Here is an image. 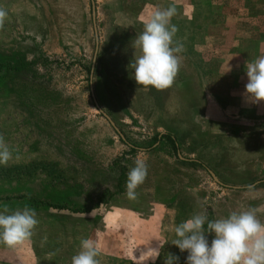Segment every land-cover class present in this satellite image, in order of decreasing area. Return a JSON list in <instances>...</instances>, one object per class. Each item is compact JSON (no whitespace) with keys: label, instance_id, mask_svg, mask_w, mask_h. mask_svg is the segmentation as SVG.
<instances>
[{"label":"rangeland","instance_id":"rangeland-1","mask_svg":"<svg viewBox=\"0 0 264 264\" xmlns=\"http://www.w3.org/2000/svg\"><path fill=\"white\" fill-rule=\"evenodd\" d=\"M171 5L180 70L172 87L146 89L128 67L135 39ZM0 9V59L23 63L0 73V135L13 153L0 165L11 173L0 174V209L28 206L39 221L23 244L0 243V264H71L86 238L101 264H151L141 255L167 245L164 264L169 253L186 259L171 242L194 214L255 208L264 223V101L245 93L246 61L264 56V0H0ZM168 133L178 151L159 137ZM137 159L148 173L130 200ZM106 191L109 204L81 212Z\"/></svg>","mask_w":264,"mask_h":264},{"label":"clouds","instance_id":"clouds-1","mask_svg":"<svg viewBox=\"0 0 264 264\" xmlns=\"http://www.w3.org/2000/svg\"><path fill=\"white\" fill-rule=\"evenodd\" d=\"M177 14L175 5L156 9L144 22L143 30L136 36L134 54L129 68L137 85L144 88L165 90L173 86L181 66L182 43L175 41L178 32L171 23ZM6 11L0 9V28L3 27ZM248 82L245 93L253 102L264 101V56L246 61ZM13 153L0 135V165H7ZM148 167L143 159H137L126 180V197L137 198L136 189L147 177ZM37 212L28 206L10 210L8 205L0 209V243L15 248L29 240L38 225ZM206 225V227H205ZM171 244L180 252H187L186 264H264V223L257 217V209L233 211L226 218L208 220L206 212L197 213L179 223ZM206 234H214L209 244ZM160 248L149 249L145 256L153 261L160 255ZM154 253V254H153ZM100 250L92 239H82L80 251L71 259V264H101L97 257ZM179 257L167 254L164 264H178Z\"/></svg>","mask_w":264,"mask_h":264},{"label":"trees","instance_id":"trees-1","mask_svg":"<svg viewBox=\"0 0 264 264\" xmlns=\"http://www.w3.org/2000/svg\"><path fill=\"white\" fill-rule=\"evenodd\" d=\"M8 60H5L4 58L3 59H0V73H1V71H2V69L3 68H11L14 72H16V71H18V70H20L21 68H23V63H19V64H17V65H14V66H10V63H8L7 62ZM22 64V65H21ZM89 72L91 73V69H89ZM4 78H5V76H3V75H1L0 74V91L2 92V90H3V86H2V82H3V80H4ZM159 137H163V138H165V139H167L169 142H170V144L173 146V148L176 150V151H178V143H177V141H176V137H174L172 134H163L162 136H159ZM158 136L156 137L157 139L156 140H159L160 138H159ZM35 166V164H33L32 165V167H34ZM37 166V165H36ZM39 167H40V165H38V169H39ZM19 169H20V171L21 172H23V173H27V174H31L32 173V168L31 167H19ZM44 169H46V168H44ZM31 171V172H30ZM0 174H2L3 176H7V175H9V174H11V173H9V172H4V173H0ZM119 182L121 183V179L119 180ZM107 191H109V190H107ZM107 191H106V193L104 192L101 196H100V198L98 199V201L96 202V205L97 206H100L102 203H107L108 202V200L112 197V194L113 193H109V197L107 196ZM114 196V195H113ZM44 203V202H43ZM205 227H206V225H205ZM207 235V234H206ZM208 236H209V238H214V234H208ZM170 245V244H169ZM167 246V245H166ZM166 246H164L163 247V249H162V251H161V253H160V256H159V258L156 260V262H154V263H151V264H161V262L163 261V256H164V253H165V251H166ZM167 247H169V246H167ZM174 247V249L175 250H177L178 252L180 251L179 250V248L178 247H176L175 245L173 246ZM180 253V252H179ZM183 253H185V254H188L186 251L185 252H183ZM183 257H185V256H183ZM186 258V257H185ZM178 264H186V259H183V258H181V260H179L178 261Z\"/></svg>","mask_w":264,"mask_h":264},{"label":"crops","instance_id":"crops-1","mask_svg":"<svg viewBox=\"0 0 264 264\" xmlns=\"http://www.w3.org/2000/svg\"><path fill=\"white\" fill-rule=\"evenodd\" d=\"M217 111V110H216ZM218 115L219 116H222V113L221 112H218ZM209 116V115H208ZM117 196V195H116ZM113 197L114 196H112L109 200H108V202L107 203H102L100 206H97V205H94L93 207H90L88 210H82L81 212L82 213H87V214H89V213H91L94 209H96V208H101V207H103V206H105V205H107V204H109L110 203V201H111V199H113ZM78 211V210H77ZM13 256H16L15 254H13ZM159 257H157L156 258V260L158 259Z\"/></svg>","mask_w":264,"mask_h":264},{"label":"water","instance_id":"water-1","mask_svg":"<svg viewBox=\"0 0 264 264\" xmlns=\"http://www.w3.org/2000/svg\"><path fill=\"white\" fill-rule=\"evenodd\" d=\"M96 15V6H95V4H94V2H93V17H94V19H96L95 16ZM92 88V91H93V93H94V89H93V86L91 87ZM108 117V119L110 120V122L112 123V125H114V127L119 131V129L115 126V123L112 121V119L109 117V116H107ZM122 135V134H121ZM211 174L213 175V177L214 178H216L217 179V177H216V175L213 173V172H211Z\"/></svg>","mask_w":264,"mask_h":264}]
</instances>
